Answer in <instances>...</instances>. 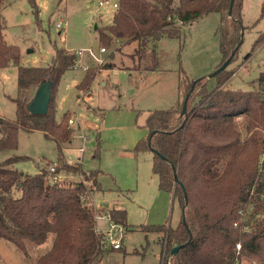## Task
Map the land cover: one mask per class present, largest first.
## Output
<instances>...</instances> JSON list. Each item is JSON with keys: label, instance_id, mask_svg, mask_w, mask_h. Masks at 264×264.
Instances as JSON below:
<instances>
[{"label": "trees", "instance_id": "16d2710c", "mask_svg": "<svg viewBox=\"0 0 264 264\" xmlns=\"http://www.w3.org/2000/svg\"><path fill=\"white\" fill-rule=\"evenodd\" d=\"M5 1L0 0V69L18 67L19 96L14 99L17 118L0 115V237L25 254L30 259L27 264H92L105 252L115 250L102 247L96 229L97 212L87 202L89 196L102 190L100 170L86 171L79 163L63 162L54 173L42 168L30 174L15 166L28 156L13 154L1 159L3 151L18 148L20 129L43 131L46 137L56 141L59 156L64 144L71 143L70 112L61 121L56 119V96L61 78L76 63L73 52L56 48L53 62L48 66L20 65L19 48L8 44L3 33ZM29 1L38 12L36 0ZM118 2L113 23L100 30V41L108 47L115 41H136L134 55L138 58L135 62L138 69L158 68V42L164 36L180 37L181 24L193 23L213 12L221 15L222 60L218 69L230 58L231 63L236 60L248 28L243 22L244 0ZM263 42L264 32L259 34L253 48ZM149 48L153 51L152 65L144 67L142 62L148 57ZM227 67L213 76L217 83L212 88L206 77L190 80L181 75L182 99L173 107L150 111L144 124L148 133L135 146L136 153L152 152V170L158 177L159 189L172 193L184 209L176 227L139 226L143 231L160 233V264H237L245 260L264 264V170H261L264 94L226 87L231 78ZM111 68L87 72L78 87L90 85L98 72ZM45 80L53 83L49 111L45 115L31 114L26 109L29 90ZM258 82L264 88V72ZM187 95V110L181 115ZM243 115L248 118L249 135L241 140L235 119ZM62 170L80 172L85 178L77 182L65 183L63 179L54 182L53 176ZM106 210L127 232L131 230L124 207ZM247 211L249 219L243 222ZM49 239L50 247L32 261L29 249ZM238 243L242 246L240 254L236 249ZM175 246L180 249L171 255ZM0 264H3L1 259Z\"/></svg>", "mask_w": 264, "mask_h": 264}, {"label": "rangeland", "instance_id": "374dc122", "mask_svg": "<svg viewBox=\"0 0 264 264\" xmlns=\"http://www.w3.org/2000/svg\"><path fill=\"white\" fill-rule=\"evenodd\" d=\"M99 1L36 0L38 12L29 0L4 2V37L8 44L19 48L20 65L48 66L53 62L56 48H65L69 53L91 49L97 58L85 52L83 63L89 69L84 70L81 65L68 69L58 85L56 119L61 121L69 111V118L76 116L77 123L79 120L77 125H69L73 138L71 143L64 144L60 156L56 141L46 137L43 131L20 129L18 148L3 151L1 157L28 156L15 166L30 174L42 168L51 173L52 165L57 167L63 162L79 163L86 171L100 170L99 181L103 190L87 198L101 216L97 219V228L101 230L109 226L107 207H122L125 202L131 230L127 232L121 249L105 252L92 264H160V233L146 232L139 226H177L182 210L170 192L159 189L158 177L152 170V152L136 153L134 149L148 133L144 124L149 112L173 107L182 99L179 92L181 75L185 74L190 80L206 77L210 88L216 85L217 78L209 75L222 60L221 15L213 12L193 23L181 24L180 37L164 36L158 42V68L138 69L135 67L138 58L134 55L136 41H115L109 47L101 43L100 30L113 23L115 8L112 4L99 5ZM59 22L62 28L57 27ZM243 22L248 28L236 60L227 67L231 78L226 87L264 94V88L258 82L259 75L264 72V42L253 48L259 34L264 32V0H244ZM102 45L107 48L105 53H99ZM152 52L149 48L148 57L142 62L144 67H151ZM106 66L112 68L98 72L90 85L78 87L87 72ZM37 87L29 90L28 100ZM18 96V67L1 68L2 117L17 118L14 99ZM247 123L245 115L235 119L241 140L249 135ZM61 174L65 183L85 178L80 172L62 170ZM247 213L243 215V222L249 219ZM51 243L49 239L39 247H31L32 261ZM0 259L3 264H27L30 261L1 237ZM252 263L245 260L237 264Z\"/></svg>", "mask_w": 264, "mask_h": 264}, {"label": "built area", "instance_id": "2783aa9c", "mask_svg": "<svg viewBox=\"0 0 264 264\" xmlns=\"http://www.w3.org/2000/svg\"><path fill=\"white\" fill-rule=\"evenodd\" d=\"M104 4H112L115 9L119 7L118 0H115V1L100 0L99 1V5H104ZM57 27L58 28H62L63 27L62 23L59 22L57 24ZM106 51H107L106 46L102 45L101 48H100L99 53H105ZM85 52H88L93 58H97L96 53L94 51H92L91 49H88V50H82V49L81 50H75L73 52L76 55V63H75L74 66L81 65L84 70H88L89 66H87V65H85L83 63V56H84ZM99 61H101V60H99ZM68 123L71 126H73V125L75 126V125H77L79 123V120H78V123H77L76 116H72V117H70L68 119ZM261 170H264V155H262ZM50 171L54 173L56 171V166L52 165L50 167ZM53 180H54V182L61 181L62 180V174H55L53 176ZM99 217H101V216L97 214V219ZM107 219H108V222H109V226L106 229L99 230L97 228V225H96L97 232L100 235V238H101V241H102V247L104 249H106V250H108V249H120V248L123 247V242H124V239H125V237L127 235V228L123 224L114 221L111 218L109 213L107 214ZM237 224L238 223H235V225H237ZM245 228L247 230H249L248 226H246ZM236 249H237V253L240 254L241 249H242V246H241L240 243L237 244ZM252 264H258V263L256 261H254Z\"/></svg>", "mask_w": 264, "mask_h": 264}, {"label": "water", "instance_id": "95a60500", "mask_svg": "<svg viewBox=\"0 0 264 264\" xmlns=\"http://www.w3.org/2000/svg\"><path fill=\"white\" fill-rule=\"evenodd\" d=\"M233 2H234V0H232V3ZM231 59L232 58L227 60L220 68L213 71L209 75V77L212 78L215 74L220 72L222 69H225L227 66H229L231 63ZM52 86H53V83L51 80H45L38 85L36 91L34 92V95L32 96V98L30 100H28V102L26 104V109L28 112H30L31 114H34V115H45L48 113L50 101H51V97H52ZM188 99H189V95H187L185 100H184L181 115H184L186 113ZM155 133H156L155 131L151 133L150 139L152 138V136ZM176 180H177V178H176ZM183 213H184V209H183ZM179 249H180V246H175L171 252V255L176 254L179 251Z\"/></svg>", "mask_w": 264, "mask_h": 264}, {"label": "crops", "instance_id": "0c3cea01", "mask_svg": "<svg viewBox=\"0 0 264 264\" xmlns=\"http://www.w3.org/2000/svg\"><path fill=\"white\" fill-rule=\"evenodd\" d=\"M93 114V113H92ZM1 159H4V158H2L1 157ZM99 175H101L100 173H99ZM159 184V183H158ZM103 190V189H102ZM172 194V193H171ZM118 200H120V199H118ZM114 201H117V200H114ZM108 205V204H107ZM125 206V202H124V205L122 206V207H124ZM118 207H120V206H118ZM181 210H182V214H183V209L181 208ZM182 216V215H181ZM180 223V222H179ZM174 227H176V226H174ZM160 238V237H159Z\"/></svg>", "mask_w": 264, "mask_h": 264}]
</instances>
